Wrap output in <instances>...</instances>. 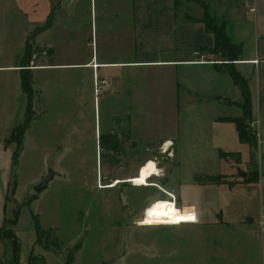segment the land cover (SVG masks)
<instances>
[{
	"label": "crops",
	"instance_id": "crops-1",
	"mask_svg": "<svg viewBox=\"0 0 264 264\" xmlns=\"http://www.w3.org/2000/svg\"><path fill=\"white\" fill-rule=\"evenodd\" d=\"M12 1L27 17L29 30L15 39L12 7L1 10L0 228L12 212L14 217L19 211L13 226L18 237L20 210L35 206L40 199L33 194L22 200L19 185L11 190L16 144L9 139L26 119L22 72L30 70L32 87L44 107L42 118L51 115L62 127L67 148H76L78 136L90 123V78L93 86L99 78L110 85L103 89L114 100L110 127L99 144L109 151L116 140L115 146L124 155L142 148L150 153L127 177L112 179L109 173L105 182L110 183H98L99 188L116 189L122 182L154 188L161 194L148 198L141 212L157 202L168 203L169 208L179 209L173 225L205 224L210 216L222 225L250 228L256 224L264 229V175L260 168L253 181L248 171L247 180L238 175L237 163H250L252 151L240 141L232 122L244 114L240 104L246 96L238 74L250 96L251 127L258 121L260 128L258 149L264 146V0H91V27L84 25L79 0ZM207 17L224 27L233 55L216 49L218 40L207 27ZM28 45L46 49L49 60L32 56L26 66ZM196 52L203 58L196 57ZM30 130L32 124L25 132L19 161L32 143L31 137L28 141ZM95 132L98 141L99 131ZM167 150L171 153L166 174L150 178L153 186L131 182L148 161H156L159 169L155 155ZM179 170L187 182L176 184ZM218 176L228 182L197 181ZM155 178L163 187L152 181ZM43 180L41 175L35 185ZM170 196L176 206L164 199ZM18 239L20 263L27 264L39 248L35 226L26 238L32 249L28 261L23 254L26 245ZM11 258L12 242L0 236V264H8Z\"/></svg>",
	"mask_w": 264,
	"mask_h": 264
},
{
	"label": "rangeland",
	"instance_id": "rangeland-1",
	"mask_svg": "<svg viewBox=\"0 0 264 264\" xmlns=\"http://www.w3.org/2000/svg\"><path fill=\"white\" fill-rule=\"evenodd\" d=\"M79 2L84 25L91 27V0ZM8 6L12 7L15 39L22 38L29 30L27 17L17 11L12 0L0 1V13ZM31 54L40 59L44 57L45 61L50 58L47 50L42 48H31ZM89 86L91 120L72 150L65 145L62 127L53 122L54 118L51 115L42 118L45 112L39 102L41 96L35 97L34 122L28 138V141L32 138V143L27 145L22 160L18 161L11 185V190L15 184L19 185V195L24 201L33 194L40 197L35 206L20 210L17 233L23 246L26 245L25 251L23 247L26 260L32 251L27 247L26 238L35 226V216L40 225L55 227L45 229L49 236L41 237L39 248L33 253L42 262L35 264H264V229L259 225L250 228L248 225L227 226L214 223L210 216L205 224L193 221L173 225L177 222L175 216L179 209L169 208L168 203L157 202L152 204L151 210L141 212L148 198L161 194L156 189L136 188L123 182L116 189L99 188L98 183H110L105 182L109 173L112 179L127 177L150 153L142 148L124 155L123 149L115 146L116 140L109 151L99 144L100 136H105L110 127L114 100L112 95L107 97L105 87H94L91 78ZM252 127L257 132V140L251 146L252 160L247 165L239 161L237 173L248 171L257 177V168L264 175V146L258 149V138L261 140L258 121ZM96 130L99 131L98 141ZM179 155L178 150L177 160H180ZM125 160L128 163L123 162ZM119 161L122 162L118 164ZM165 163L159 160L157 176L166 174ZM180 171L176 184L187 182ZM50 172H56L55 180L45 190L36 193V180H40L41 175L45 178ZM152 181L162 186L158 178ZM12 215L13 212L9 221L13 219Z\"/></svg>",
	"mask_w": 264,
	"mask_h": 264
},
{
	"label": "trees",
	"instance_id": "trees-1",
	"mask_svg": "<svg viewBox=\"0 0 264 264\" xmlns=\"http://www.w3.org/2000/svg\"><path fill=\"white\" fill-rule=\"evenodd\" d=\"M207 27L210 31L214 33V35L217 37L218 44L217 48H221L222 51L227 52L230 56L234 54L232 46L227 42L226 36H224V27L222 25H217L215 21L207 17L205 19ZM31 46L28 45L26 50V62L29 66L30 62L32 61V54H31ZM22 88L24 89L26 95H27V111L25 115V121L22 126L17 128L12 132V135L9 139L10 142H14L16 144V150L13 154V170L15 171V168L18 166V161L21 156V153L23 151V142H24V136L26 130L30 127L32 122L34 121L35 116V97L37 99V93L35 92L34 88L32 87V73L30 70H24L22 72ZM235 74V73H234ZM237 81L240 82V84L243 87L244 95L246 96L244 102L240 104L242 107V110L244 112L243 116L240 118H236L232 120L235 127H237L238 135L240 138V141L244 144L249 145L250 147L254 143L255 139L257 140V132L251 127L252 122V112H251V101L250 96L248 95L247 85L246 82L243 81L238 74H235ZM257 145V144H256ZM222 157V155H221ZM258 177V174H256ZM257 177H254V175H251V180L257 179ZM245 180V179H244ZM247 180V179H246ZM197 181L202 182L204 184H212V185H223V183H227V179L225 176H218V177H207L206 180L197 179ZM17 187V184L14 185V188ZM19 218V211H17L14 214L13 219L10 221L7 220L4 224V227L0 228V236L12 242V258L11 261L8 262V264H21L20 263V251H21V242L19 241L17 235L15 234V231L11 229H7L8 226H14ZM34 225H35V231L36 236L38 240V244L41 240V237L49 236L47 235L45 229L42 225H40L39 221H36V218L34 219ZM42 260L38 257H35L33 254L30 257V262L27 264H35V262H39ZM44 262V261H43Z\"/></svg>",
	"mask_w": 264,
	"mask_h": 264
},
{
	"label": "bare ground",
	"instance_id": "bare-ground-1",
	"mask_svg": "<svg viewBox=\"0 0 264 264\" xmlns=\"http://www.w3.org/2000/svg\"><path fill=\"white\" fill-rule=\"evenodd\" d=\"M155 163L152 161L148 162L146 166L141 169L140 175L137 178H133L131 182L138 186L146 187L149 184V178L159 174V170ZM169 202H172L175 205L173 200Z\"/></svg>",
	"mask_w": 264,
	"mask_h": 264
},
{
	"label": "water",
	"instance_id": "water-1",
	"mask_svg": "<svg viewBox=\"0 0 264 264\" xmlns=\"http://www.w3.org/2000/svg\"><path fill=\"white\" fill-rule=\"evenodd\" d=\"M170 153L171 152L169 150L157 152L155 158L156 160H158V162L160 160L165 163L169 161ZM239 173L240 176L244 179L248 177V173H244V172H239ZM53 178H54V173L50 172L49 175L45 177L44 180L35 187V192L40 193L41 191L45 190L48 187L49 183L53 181Z\"/></svg>",
	"mask_w": 264,
	"mask_h": 264
},
{
	"label": "built area",
	"instance_id": "built-area-1",
	"mask_svg": "<svg viewBox=\"0 0 264 264\" xmlns=\"http://www.w3.org/2000/svg\"><path fill=\"white\" fill-rule=\"evenodd\" d=\"M195 56L196 57H201L203 58V55L201 52H196L195 53ZM95 86L98 88L99 86H103V87H109L110 85L106 82V81H103V80H100L99 78H97L96 80V83H95ZM170 198L173 200V202L175 203V199L173 196H170Z\"/></svg>",
	"mask_w": 264,
	"mask_h": 264
}]
</instances>
